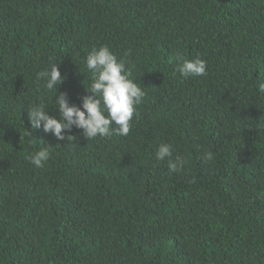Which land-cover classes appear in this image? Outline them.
Wrapping results in <instances>:
<instances>
[{
  "label": "trees",
  "instance_id": "obj_1",
  "mask_svg": "<svg viewBox=\"0 0 264 264\" xmlns=\"http://www.w3.org/2000/svg\"><path fill=\"white\" fill-rule=\"evenodd\" d=\"M101 45L146 92L128 135L33 129L27 108L58 117L60 92L89 94ZM52 62L54 97L37 79ZM262 82L264 0H0V264H264Z\"/></svg>",
  "mask_w": 264,
  "mask_h": 264
},
{
  "label": "clouds",
  "instance_id": "obj_2",
  "mask_svg": "<svg viewBox=\"0 0 264 264\" xmlns=\"http://www.w3.org/2000/svg\"><path fill=\"white\" fill-rule=\"evenodd\" d=\"M126 52L124 56H129ZM87 70L91 73L90 83L86 88L89 93L81 97L80 105L70 104L67 92L58 91V86L63 83L65 76L56 62L50 67L37 73V79L44 82V88L54 93L52 100L58 110V117L50 115L43 106L27 108L28 120L31 127L41 128L45 133H51L58 141L66 138L73 127L82 130L86 139L98 136L116 134L127 136L131 129V121L146 92L135 82L132 72L126 67L123 57L117 55L107 46H93L84 60ZM180 76L201 77L207 75V62L200 57L177 59V69ZM258 90L264 93V82L258 85ZM115 125V127H113ZM26 135H31V131ZM73 137L67 136V139ZM206 158H213L212 152L205 153ZM155 156L158 161H168L169 172H178L184 167L186 161L177 155L173 159V146L169 143L158 145ZM50 158L47 147L35 152L28 157L29 161L41 168Z\"/></svg>",
  "mask_w": 264,
  "mask_h": 264
}]
</instances>
